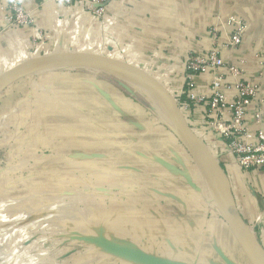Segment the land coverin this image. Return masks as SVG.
Masks as SVG:
<instances>
[{
  "label": "rangeland",
  "instance_id": "rangeland-1",
  "mask_svg": "<svg viewBox=\"0 0 264 264\" xmlns=\"http://www.w3.org/2000/svg\"><path fill=\"white\" fill-rule=\"evenodd\" d=\"M49 72L66 75L68 80L59 92L75 89L84 99L88 92L101 96L107 89L94 77L106 74L79 65L52 67L13 81L0 90V144L12 141L15 148L24 146L25 135L41 138L35 132L24 133L22 111L28 100L23 96L31 89L48 90V81L42 85L39 78ZM115 79L149 104L155 123L146 125L147 114L144 119L133 114L131 105L124 116L119 110L110 113L103 108L95 115H81L80 133L64 136L70 146L74 140L79 143L80 163L73 164L70 149L33 150L34 159L28 165L9 166L5 157L0 164V217L4 220L0 221V264H251L232 222L213 200L202 165L183 138L140 92ZM16 92L23 95L13 105ZM174 103L185 118L188 109L180 101ZM88 104L93 107L94 102ZM141 141L145 148L137 149ZM153 146L155 151H149ZM6 148L0 149L5 156ZM39 155L50 163L64 160V166L58 171L55 164H34L40 161ZM218 164L223 170L219 159ZM169 174L171 178L166 177ZM62 199L66 201L63 214L42 218V208L54 211ZM11 219L15 221L9 223ZM27 224L32 228H25ZM254 230L264 249L259 231Z\"/></svg>",
  "mask_w": 264,
  "mask_h": 264
},
{
  "label": "crops",
  "instance_id": "crops-1",
  "mask_svg": "<svg viewBox=\"0 0 264 264\" xmlns=\"http://www.w3.org/2000/svg\"><path fill=\"white\" fill-rule=\"evenodd\" d=\"M21 1L30 12L34 24L23 27L9 26L0 8V74L31 58L88 52L127 65L148 76L171 99L180 101V104H190L185 111L187 123L204 140L210 152L215 154L217 162L219 159L241 216L252 224L249 226L257 228L264 247V167L247 170L240 167L228 141L210 124L215 116L209 113L207 106L196 105L189 97L186 78L187 56L192 50L201 51L209 47V28L215 24H226L230 18L236 17L247 22L248 29L242 47L225 55L231 63H242L247 68L248 74L260 84V94L264 96V0H110L102 19L86 11L80 3L71 6L63 0ZM256 52L260 54L254 56ZM84 75L92 76L89 73ZM102 75L95 74L94 77L106 84L107 89L102 91L104 94L98 96L97 92H88L89 95L83 99L79 95L81 93L75 89L59 92L58 88L68 80L63 72L42 74L39 82L43 85L44 81H48L49 89L39 90V93L31 89L26 93L23 99L28 101L22 111L26 120L24 133L35 132V136L41 138L33 140L25 135L24 141L18 140L23 141L21 144L24 143V146L15 148H11L12 141L4 140L5 143L0 144V149L7 147L9 152L7 156L6 152L0 153V164L5 162V157L9 166L15 163L31 164L34 159L33 150L44 149L58 152L70 149L73 164L75 161L80 163L81 154L76 152L80 147L79 143L74 140L70 146L68 142H64V136L66 133H80L81 115H95L103 108L110 113L115 109L122 115H128L131 105L133 110L130 111L133 114L140 115L143 119L147 114L146 125L155 123L152 119V108L143 102L141 96L136 93L142 102L128 96L100 77L116 80L115 78ZM211 82V74H197L193 76L191 88L195 93L208 97L211 94ZM30 85L32 86V83ZM234 93L230 92V97ZM22 95V92H16L12 104L17 105ZM89 101L94 102L93 107L88 104ZM253 108L252 105L250 111ZM110 113L106 116H111ZM226 115L230 116V112L226 111ZM29 120L32 121L31 124ZM246 121L253 132L264 128V122L261 125L255 124L251 112H248ZM144 124L140 129L144 128ZM15 132H18V129ZM136 145L137 149L145 148L142 141ZM16 149H19V152ZM153 149L155 146L148 150ZM39 156L40 161H34V164H55L58 171L64 166V160L57 159L56 163H50L48 157ZM171 176L166 175L170 178ZM62 200L55 204V212L48 206L42 208V218L46 219L51 214H63L66 201ZM188 207L185 208L187 211ZM2 220L3 217H0L1 222ZM13 221L15 220L11 219L8 222ZM25 228H32L31 224H27ZM8 233L11 235V232Z\"/></svg>",
  "mask_w": 264,
  "mask_h": 264
},
{
  "label": "built area",
  "instance_id": "built-area-1",
  "mask_svg": "<svg viewBox=\"0 0 264 264\" xmlns=\"http://www.w3.org/2000/svg\"><path fill=\"white\" fill-rule=\"evenodd\" d=\"M68 5L83 4L86 11L103 18L110 0H63ZM0 8L9 26L23 27L34 24V20L21 0H0ZM248 24L240 18H230L226 24H215L208 30L209 47L192 50L186 59L189 97L196 105H205L214 120L210 122L228 141L237 163L244 169L264 167V128L253 132L246 121L252 113L255 124L264 122V96L260 84L250 76L242 64L231 63L225 55L242 47ZM256 52L254 56H258ZM264 55V51H263ZM211 74V94L208 97L195 93L193 76ZM235 93L230 97V92ZM188 109L189 103H182ZM253 109L250 111V107ZM230 112V116L226 115ZM255 140V142H254Z\"/></svg>",
  "mask_w": 264,
  "mask_h": 264
},
{
  "label": "water",
  "instance_id": "water-1",
  "mask_svg": "<svg viewBox=\"0 0 264 264\" xmlns=\"http://www.w3.org/2000/svg\"><path fill=\"white\" fill-rule=\"evenodd\" d=\"M81 62H93L96 63L100 69L102 70H111L112 72L127 75L138 80L141 84L148 87V89L163 103L166 109L172 114L174 119L178 122L179 125L190 135H194V131L187 123L186 119L179 111L177 106L175 105V100L171 99L151 78L145 76L139 71L131 68L127 65L120 64L118 62H114L109 60L103 56L88 53V52H74V53H60V54H52L44 57L31 58L27 61L23 62L20 65H17L8 71L0 74V90L5 86L9 85L13 81L20 79L23 76H26L33 72L42 71L45 69H49L52 67L66 66V65H79L77 63ZM126 83V82H125ZM196 134V133H195ZM184 141V140H183ZM185 142V141H184ZM187 145V144H186ZM190 152L194 155L196 160L202 165L203 172L205 171L204 163L201 158L198 157L196 152L189 146ZM222 170V169H221ZM223 171V170H222ZM224 172V171H223ZM205 174V172H204ZM225 174V173H224ZM226 175V174H225ZM227 178V177H226ZM219 197H223L224 199H229L231 202V211L235 219V235L236 238L243 248L245 254L249 258L251 264H263L255 252L250 248L248 243L246 242L243 232L242 225L246 224L243 217L241 216L237 205L235 203L234 197L232 195L230 186L226 192V195L220 194ZM221 201V198H219ZM219 201V204H220ZM234 226V225H233ZM264 250V249H263Z\"/></svg>",
  "mask_w": 264,
  "mask_h": 264
},
{
  "label": "bare ground",
  "instance_id": "bare-ground-1",
  "mask_svg": "<svg viewBox=\"0 0 264 264\" xmlns=\"http://www.w3.org/2000/svg\"><path fill=\"white\" fill-rule=\"evenodd\" d=\"M79 66H82L88 70L94 71V72H102L106 74L107 76L119 78L123 81H125L127 84H129L131 87L134 88L135 91L140 92L149 103H151L156 110L162 115L163 120L170 123L169 125L175 129L177 134L183 138L185 143L189 145L198 155L199 158L204 163L205 168V176L207 178V181L211 184L213 188V200L221 206L222 210L225 212V215L227 218L232 222L234 227L235 225V219L231 211V202L229 199H224L223 197H219V195L222 193L226 195L227 190L229 189V181L227 180L224 172L221 170L215 156L210 152V150L205 145L202 138L195 134L193 136H190L181 125L178 124V122L174 119L172 114L166 109V107L163 105V103L158 99L145 85L141 84L138 80L129 77L127 75L118 74L115 72H112L111 70H102L99 68V66L96 63L93 62H81L77 63ZM221 198V201L220 199ZM220 201V204H219ZM242 232L244 235V238L250 248L255 252V254L258 256L260 261L264 264V250L258 243L255 235H254V229L252 226H249L248 224L242 225Z\"/></svg>",
  "mask_w": 264,
  "mask_h": 264
},
{
  "label": "trees",
  "instance_id": "trees-1",
  "mask_svg": "<svg viewBox=\"0 0 264 264\" xmlns=\"http://www.w3.org/2000/svg\"><path fill=\"white\" fill-rule=\"evenodd\" d=\"M101 79L103 80H107L109 81L112 85H114L116 88H118L119 90H121L122 92H125L128 96L130 97H134L135 99H137L138 101L142 102L141 98L137 95V94H132V89L129 87V86H126L124 83L118 81V80H112V79H109V78H102L100 77ZM145 104H148L146 103L145 101H143Z\"/></svg>",
  "mask_w": 264,
  "mask_h": 264
}]
</instances>
